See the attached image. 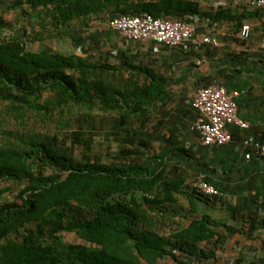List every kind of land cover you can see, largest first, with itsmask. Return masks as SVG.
<instances>
[{
	"label": "trees",
	"instance_id": "obj_1",
	"mask_svg": "<svg viewBox=\"0 0 264 264\" xmlns=\"http://www.w3.org/2000/svg\"><path fill=\"white\" fill-rule=\"evenodd\" d=\"M24 6L34 17L23 37L7 35L10 27L0 21L2 123L16 127L32 116L83 115L79 121L93 126L98 120L106 128L109 146L114 143L116 149L108 147L105 163L98 157L77 160L73 150L91 146L86 132L73 133L67 149L57 146V132L47 142L17 127L0 133V184L22 186L18 203L0 204V264H159L165 258L211 264L229 238L237 234L251 240L256 219L236 228L201 214L199 207L223 198L203 195L192 184L202 180L224 192L214 179L222 172L225 182L232 165L222 157H238L235 149L244 138L264 142V133L230 127L227 147L201 145L194 152L183 140L184 133H196L192 103L172 112L165 79L126 62H93L88 55L106 33L90 31L93 22L107 24L120 16L188 22L198 16L211 24L231 22L240 30L246 17L202 12L189 0H12L8 10L26 15ZM23 38L38 43L66 38L86 56L44 46L32 51ZM123 72L129 78L114 83ZM141 74L148 84H139ZM5 192L0 188V198ZM245 200L257 203L259 196ZM63 234L83 244L67 243ZM261 249L264 254V240ZM247 264H264V255Z\"/></svg>",
	"mask_w": 264,
	"mask_h": 264
},
{
	"label": "crops",
	"instance_id": "obj_2",
	"mask_svg": "<svg viewBox=\"0 0 264 264\" xmlns=\"http://www.w3.org/2000/svg\"><path fill=\"white\" fill-rule=\"evenodd\" d=\"M247 2L248 0H241L235 4L232 0H224L225 4L219 6L216 1L198 2L202 12L215 13L222 10L230 11L237 16L244 15L246 18L243 25L250 26V37L246 41L239 38V30L233 23L220 21L211 24L208 19H202L197 35L214 38L217 46L206 45L199 49L189 46L186 50L169 49L153 42L126 41L119 34L110 31L107 24L93 22L94 27L90 31L104 30L106 33L98 39L97 46L91 45L89 51L87 47L85 49L93 62L113 66L126 62L165 79L169 83L170 103L167 109L172 112L191 105L196 91L207 85L217 84L229 91H236L239 93L237 115L248 124L247 131L264 133V11L252 12ZM45 42L46 40L42 44ZM44 47L62 55L86 56L80 48L73 45L59 51L48 45ZM120 78L126 81L129 75L123 72L121 77L114 78V83L121 81ZM148 81H145L143 74L138 77L140 85L148 84ZM188 118L184 119L185 123L191 120L188 121ZM183 140L185 147L192 148L194 152L202 147L196 133H184ZM155 148L158 149L159 145L155 144ZM235 150L240 153L238 157L235 155L222 157L224 163L232 165L225 171V182L220 180L224 177L222 172L219 174V180L214 179L221 183V189L224 190L221 192L223 202L202 205L199 211L236 228L248 227L247 225L256 219L257 230L251 240L237 234L229 238L222 251L217 253V260L211 261V264H232L235 259H241L247 264L264 255L261 249L264 240V159L246 162L242 157L240 144ZM209 158L211 156L207 159ZM257 195L259 196L257 203L245 200ZM210 207L220 213L218 217L213 218L208 214ZM159 264L176 263L171 258H165Z\"/></svg>",
	"mask_w": 264,
	"mask_h": 264
},
{
	"label": "built area",
	"instance_id": "obj_3",
	"mask_svg": "<svg viewBox=\"0 0 264 264\" xmlns=\"http://www.w3.org/2000/svg\"><path fill=\"white\" fill-rule=\"evenodd\" d=\"M191 2L216 1L224 5V0H189ZM241 0H232L235 4ZM247 6L251 11H264V0H248ZM202 19L195 16L188 22L169 18L154 19L149 16H120L109 20V30L118 33L123 39L134 43L153 42L169 49L186 50L189 46L199 49L206 45L217 46V41L208 35H197ZM208 23V20H206ZM250 26L244 24L239 30V38L248 40ZM239 93L228 92L224 86L212 84L198 89L192 100V107L198 116L191 130L196 132L199 142L204 147H222L232 142L230 127L247 130L248 124L237 115L236 100ZM243 158L246 162L264 158V142L252 136L241 141ZM192 187L206 196L222 197V193L202 180L195 181Z\"/></svg>",
	"mask_w": 264,
	"mask_h": 264
},
{
	"label": "rangeland",
	"instance_id": "obj_4",
	"mask_svg": "<svg viewBox=\"0 0 264 264\" xmlns=\"http://www.w3.org/2000/svg\"><path fill=\"white\" fill-rule=\"evenodd\" d=\"M11 2L12 0H0V21L10 27L11 32H8L7 35L13 34L18 37H23V33L25 35L26 33L30 32V21L34 16L30 13L26 6L23 7V11L26 13V15H21L19 11L8 10L9 4H11ZM100 25H105V23L100 22ZM92 27H94V24H92L91 28ZM23 41L26 43L27 48L32 51H37L39 48H41V46L44 45L55 48L57 51H59V49H64L66 46H69L70 48L72 47V43L64 38L47 40L44 44L33 42L27 38H23ZM1 111L2 109L0 106V133L7 129L11 132H14L16 131L17 127L23 134H34L37 136L39 141L47 142V139L51 138L57 132L59 133L57 146H59L61 149H67L68 147H71V135L73 133H88L90 138H92L91 146L88 150H85L84 147L77 146L79 148H75L73 150V157L77 160H81L86 156L93 160L98 157L101 162L105 163L109 161L107 154L108 147H111L112 151L116 149V145L114 143L109 146L110 142H108L106 137V128L100 126L98 120L93 126H89V124L86 122V119L79 121L80 119H83V115H80L78 119L70 116V113H66L64 117H58L57 114L54 117L32 116L28 118L24 126L16 124L15 127V125H7L2 123L3 115ZM0 188H7V192H5L0 198V204H2L4 202H17V195L22 189V186L20 187L12 183H1ZM207 212L213 218L218 217L220 214L211 207L208 208ZM63 238L65 242L70 244H83V242L73 234H63Z\"/></svg>",
	"mask_w": 264,
	"mask_h": 264
}]
</instances>
